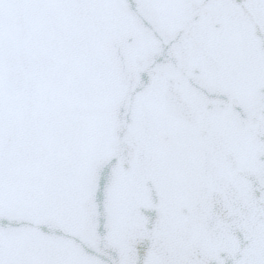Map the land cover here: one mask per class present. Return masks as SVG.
<instances>
[{
	"label": "water",
	"instance_id": "1",
	"mask_svg": "<svg viewBox=\"0 0 264 264\" xmlns=\"http://www.w3.org/2000/svg\"><path fill=\"white\" fill-rule=\"evenodd\" d=\"M0 264H264V0H0Z\"/></svg>",
	"mask_w": 264,
	"mask_h": 264
}]
</instances>
